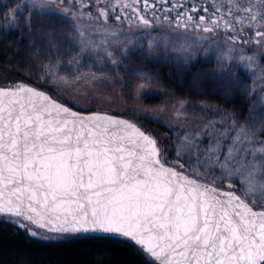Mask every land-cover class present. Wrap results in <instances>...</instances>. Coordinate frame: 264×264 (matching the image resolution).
<instances>
[{"label":"snow or ice","instance_id":"1","mask_svg":"<svg viewBox=\"0 0 264 264\" xmlns=\"http://www.w3.org/2000/svg\"><path fill=\"white\" fill-rule=\"evenodd\" d=\"M49 5L86 19L92 29H106L105 36H117L121 25L174 26L253 45L240 61H252V53L257 60L264 57V0H31L22 8ZM21 14V7L12 8L4 19ZM24 20L30 27V17ZM53 31L43 33L49 38L44 47L53 45ZM96 34L78 32L82 49L95 46ZM168 40L158 43L182 53L186 66L196 59V48L174 42L170 47ZM42 71L57 95L24 83L0 85V225L55 243L71 237L122 239L148 264H264V196L251 187L255 180L264 190V125L257 127L254 113L244 122L224 113L227 119L173 127V160L143 125L82 106L73 110L76 103L57 85L67 88L85 77L53 81L51 68ZM86 79L106 82L95 74ZM234 184L240 189L233 190ZM252 196L256 202H246Z\"/></svg>","mask_w":264,"mask_h":264},{"label":"rangeland","instance_id":"2","mask_svg":"<svg viewBox=\"0 0 264 264\" xmlns=\"http://www.w3.org/2000/svg\"><path fill=\"white\" fill-rule=\"evenodd\" d=\"M25 2L31 3L28 0H0V24L7 31L21 30L22 25L25 26L24 15L30 17V25H32L34 13L42 15L41 8L36 11L35 9L22 8ZM225 2L226 0H222L220 4ZM197 3H199V0H197ZM17 7H21L22 14L18 15L15 21H6L4 14ZM60 10L63 11L62 8ZM85 21L87 20L85 19ZM86 25L89 26L88 21ZM121 27L123 31L113 37L103 35L106 31L104 28L92 29L89 26V30H85L86 33H97L94 39L95 46L90 49H82L78 32L84 29L80 27H74L70 44L66 46L65 50L62 48L63 51L57 48L58 38L52 36V49L42 47V49L39 48L38 53L35 49L30 53V56L36 57V62L23 60L13 64L12 69L9 67L1 68L0 85L24 82V80L32 78L35 81L34 84L55 96L57 93L53 91L52 82L45 79L48 72L42 71V69L51 68L53 81H56L57 77L64 80H72L74 75L85 77L72 83L67 88L62 83L57 85L63 96H67L76 103V109L80 110V106H82L89 110H106L133 118L140 125H144L147 118L162 121L172 128H180L181 126L188 128L206 123L212 119L206 105L194 98L183 96V93L176 94L171 89H164L161 78L145 76V74L139 73L140 71L135 65L130 66L124 62L125 58L131 57L135 53L159 60L172 59L177 61V57H179V61H182V53L171 50L165 51L158 43L162 37H168L170 47L173 46L174 42L175 47L186 44L197 49V57L189 65L193 63L195 65L199 61H212L217 70L227 72L234 64L236 68L239 67L250 72L252 80H254L253 91H259L264 87V67L256 59L258 53H252V61H240L238 59L245 48L251 49L254 47L253 45L238 47L237 44L228 42L218 43L213 41V37L202 38L205 37L203 33H184L183 30L175 29L174 26H161L150 30L129 28L125 25H121ZM153 41H157V43L150 48L149 43ZM105 50L112 54L111 57L105 55ZM42 52L45 55L44 59L47 60L39 63L37 59L41 58L40 54ZM112 59H116L118 63H111ZM249 65H251L250 70ZM90 74L103 77L106 82L100 79L95 82H88L86 78ZM140 85H143V88ZM258 93H262L264 97V92ZM157 95L164 96V101L157 104L147 102L146 97ZM181 101L186 102L183 108L179 107ZM177 111L182 113L181 119H177ZM251 199L255 203L252 197L248 198L252 201Z\"/></svg>","mask_w":264,"mask_h":264},{"label":"trees","instance_id":"3","mask_svg":"<svg viewBox=\"0 0 264 264\" xmlns=\"http://www.w3.org/2000/svg\"><path fill=\"white\" fill-rule=\"evenodd\" d=\"M60 9L55 5L41 8L42 15L34 13L32 25L30 27L22 25L21 30L7 31L0 24V69L11 68L18 61L34 62L36 57L30 56V53L33 49L44 48L43 45L49 38L43 36V33L49 29L54 30L52 36L58 38L56 44L60 51H63L62 48L65 50L70 44L74 27L79 26L86 31L89 30L87 21L76 20L72 15L63 14ZM203 35L213 37V41L218 43L227 42V37L223 33L215 35L203 33ZM237 46L240 47L241 44L237 43ZM40 56L37 62L42 63L47 60L44 59L43 52ZM259 61L264 67V57ZM124 62L130 66L135 65L139 73L145 76L161 78L164 89H171L176 94L183 93V96L194 98L206 105L212 119H227L224 113H235L239 116V121L244 122L254 113V123L257 127L264 125L263 94L257 95L259 91H253L254 80L250 72L236 68L234 64L225 72L217 70L212 61H199L195 65L193 63L186 66L179 60H159L138 53L125 58ZM28 81L35 82L32 78ZM164 98L162 95H157L146 97V100L157 104L163 102ZM214 109L218 111H213ZM144 122V128L156 134V139L168 149L169 159L174 160L173 145L177 143V136L173 130H170L172 127L162 121L149 118ZM257 183L253 181L252 190L258 196H264V190L257 187ZM234 189H240V185L234 184ZM252 198L256 202V197L252 196ZM25 262L27 264H148L145 256L131 242L122 239L71 237L64 243H55L31 238L23 230L11 224L0 225V264H25Z\"/></svg>","mask_w":264,"mask_h":264},{"label":"water","instance_id":"4","mask_svg":"<svg viewBox=\"0 0 264 264\" xmlns=\"http://www.w3.org/2000/svg\"><path fill=\"white\" fill-rule=\"evenodd\" d=\"M17 83H24V84H26V85H28V86L36 87L37 90L45 91L46 94H49V93H50L49 91L44 90V89H41L39 86H37L36 84H34V83H32L31 81H28V80H24V82H17ZM50 94H51V93H50ZM52 95H53V94H52ZM53 96H54V95H53ZM66 106H69V105L66 104ZM73 110L79 111V109H76V108H74ZM95 111H99V110H95ZM99 112H105V113H108V114L119 115L121 118L128 119L130 122L137 123L138 126L140 125V124L138 123V121H135L133 118H129V117L125 116V115L123 116V115L116 114V113H114V112L112 113V112H110V111H106V110H102V111H99ZM155 138H156V137H155ZM178 170H179V169H178ZM222 190H227V188H224V189H222ZM233 190H234V189H233ZM237 194H240V192H237ZM246 202H248V203H250V204H253V203H254L253 201H250V200H248V199H246Z\"/></svg>","mask_w":264,"mask_h":264},{"label":"flooded vegetation","instance_id":"5","mask_svg":"<svg viewBox=\"0 0 264 264\" xmlns=\"http://www.w3.org/2000/svg\"><path fill=\"white\" fill-rule=\"evenodd\" d=\"M216 2H217V4L219 5V4L222 2V0H217ZM222 4H223V3H222ZM204 6L211 7V4H210V3H205ZM198 14H202V13H198Z\"/></svg>","mask_w":264,"mask_h":264}]
</instances>
